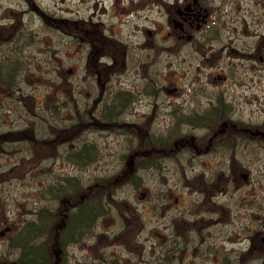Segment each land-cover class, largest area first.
I'll return each mask as SVG.
<instances>
[{
  "label": "rangeland",
  "instance_id": "obj_1",
  "mask_svg": "<svg viewBox=\"0 0 264 264\" xmlns=\"http://www.w3.org/2000/svg\"><path fill=\"white\" fill-rule=\"evenodd\" d=\"M193 1L0 0V23L5 24L0 35V57L11 61L17 71V93L11 99L2 98L0 110V233L10 230L0 237L1 264L17 261L25 245L19 241V232L36 221L40 212L50 222L29 244L30 248L48 251L52 262L58 257L53 249H60L62 264H156L155 243L133 242L131 232L123 230L118 219L113 225L109 221L111 203H118L115 208L120 209L121 203L140 202L133 189L141 179L151 186L161 182L153 179L152 171L141 170V158L136 157L132 170L128 169L129 156L149 151L151 146L165 149L169 141L170 151L182 138L195 137L199 143L204 142L224 121L264 124V64L249 60V54H255L254 48L264 53V0H203L212 12L210 27L220 31V38H207V32L197 35L194 44L173 40L169 33L174 35L172 28L179 20L176 11ZM59 19L64 22L55 23ZM10 22L17 26L15 44L14 30L6 28ZM79 30L88 31V37L81 36ZM86 38L96 51L105 47L117 60L111 74L102 72L113 86L112 96L133 94L129 108L111 121L97 111L100 105L93 113L82 115L52 110L59 103L63 106L62 93L84 107L86 96L97 86L86 71L90 62L79 55L85 44L81 40ZM219 45H229L231 51L211 50ZM205 56L207 64L202 62ZM91 61L95 64L99 60L94 57ZM230 70L231 76L227 75ZM204 76H213L210 81L214 84L201 87L198 79ZM225 77L229 80L222 83ZM214 87L219 89L215 96L222 101L223 120L215 116L212 105L210 109L204 104L214 101L218 106L220 101L202 98L212 95L217 89ZM189 88L196 92V98H176ZM99 95L97 86L89 100L90 108ZM182 101L189 102L188 111L208 115L212 130L187 123L171 125L176 109L167 105ZM155 104H160L158 109L164 107L159 110L160 117L141 125L155 110ZM65 129L72 131L69 136H63ZM239 148L238 157L243 163L253 153ZM83 150L92 154L90 159L79 156L85 154ZM176 154L179 156L175 161L163 163L169 167L174 164L165 176L182 175L180 166L188 175L194 166L196 172H201L198 159L188 168L192 150ZM152 161L148 158L145 165ZM208 164L215 167L217 159H208ZM123 174L133 177L128 179L130 183H124ZM74 185L76 193L71 189ZM65 197L72 198L68 205L84 198V202L90 200L98 205L99 216L81 238V232L69 235L72 231L68 230L62 237L64 247L57 248L54 227L61 220V200ZM200 261L195 259L194 264Z\"/></svg>",
  "mask_w": 264,
  "mask_h": 264
},
{
  "label": "flooded vegetation",
  "instance_id": "obj_2",
  "mask_svg": "<svg viewBox=\"0 0 264 264\" xmlns=\"http://www.w3.org/2000/svg\"><path fill=\"white\" fill-rule=\"evenodd\" d=\"M176 15L179 20L174 22L172 28L175 30L174 35L169 33L173 40L194 44L197 35L207 32L209 33L207 38L209 36L220 38V31L210 27L212 12L203 0L185 3L176 11ZM206 15L208 16L206 17ZM58 22L62 24L64 21L59 19L55 23ZM2 25L5 24L0 23V35L1 31H4L2 28L5 27ZM88 25L91 27V23ZM92 26L97 27L98 25ZM6 28L14 30L15 34L12 39L14 38L13 43L15 44L17 26L10 22ZM79 32L84 37L89 35L88 31L85 32V30H79ZM81 41L85 44L79 55L81 53V56L90 62L86 71L91 76L90 80L96 81L100 88L99 99L90 108L89 100L97 86L86 96L88 103L84 107L80 106L81 104L78 102L72 103L75 98L62 93L60 96L62 105L73 104L74 107H63L59 103L52 110L57 114L67 112L68 114L82 115L93 113L100 105V110L97 111L104 114V119L111 121L129 108L127 105L133 98V94L122 92L112 96L113 86L110 81H107L106 75L102 76V72L107 75L111 74L117 66V60L113 57L114 55L106 52L105 47L96 51L93 46L86 43L89 42L88 38ZM234 43L230 44L231 48ZM228 46L219 45L218 48H211V50L216 49L220 53H222L221 51L225 53L231 49H228ZM253 53L255 54H249V60L264 64L263 51L260 48H254ZM94 57L99 60L95 64L91 61ZM208 61V57L205 56V60L202 62L207 64ZM232 72L233 70H230L227 75L231 76ZM68 73L72 74L73 71L70 70ZM16 76V67L12 62L2 61L0 57V110L1 99H11L16 94ZM211 77L213 76H204L203 80L198 79L202 82L201 87L214 84L210 81ZM225 78L222 83L229 80L227 77ZM224 87L226 88V86ZM218 88L212 92V95L202 98L209 99L210 97V100L220 101L218 106L214 101H211L210 104L204 101V104L209 108L212 105L215 109L213 111L215 116H221L218 118L223 120L225 115L220 113L223 104L215 96L216 92L218 93ZM188 91L182 92L176 98H189L190 100V98L197 97L196 92L192 91L191 88ZM170 95L173 98V94ZM188 104V101H182L167 105L176 109L175 111L171 110L173 114L171 125L177 122L179 127L180 123H187L186 125H198L212 130L211 118L208 115L199 116L197 111H188ZM159 105H154L155 110L141 125L158 120L160 117L159 110L164 108L158 109ZM68 110L72 112H68ZM81 121L82 119H79V122ZM71 132V130L65 129L62 134L64 136L71 134ZM167 143L165 149H157L151 146L149 151L136 152L129 156L128 169L133 167V161L136 157L141 158L142 161L144 160L140 166L141 170L152 171L153 179H158L161 182L151 186L141 179L139 186L133 189V193L138 194L140 202L121 203L120 209L115 208L118 207V203H111L109 210L111 225L118 219L123 230L128 229V233L131 232L133 242L155 243L156 264H194V260L199 258H201L200 264H264V124L249 126L224 121L218 125L217 131L204 142L199 143L195 137L182 138L174 142V148L170 151L172 142ZM239 147L247 148L250 153H253L247 155L249 159L243 163L238 157ZM154 148L156 149L154 150ZM186 150H192L194 153L188 159V168H192L191 166H194L193 163L198 159L201 172H196L194 166V169L190 170L191 174L188 175L186 171L183 172V166L179 167L178 165L182 175L165 176L170 169L174 168V164L169 167L163 163L166 160L175 161L179 156L176 152L182 153ZM157 151L161 153L157 154ZM214 152L218 154L213 155ZM79 156L82 157V154ZM89 157H91V153ZM148 158L153 161L149 166H146L145 162ZM208 159H217V165L210 168ZM203 168L207 171L205 172ZM121 178L124 183H130L129 178L133 179L131 175L126 174H123ZM118 181L119 178H116V182ZM62 205V217L54 229L55 232L58 229V232L63 233L59 235L61 239L69 227L67 224L69 209L71 212L76 211L74 205H69L68 208L66 203ZM73 234L72 231L69 235ZM58 264H62V258L58 257Z\"/></svg>",
  "mask_w": 264,
  "mask_h": 264
},
{
  "label": "trees",
  "instance_id": "obj_3",
  "mask_svg": "<svg viewBox=\"0 0 264 264\" xmlns=\"http://www.w3.org/2000/svg\"><path fill=\"white\" fill-rule=\"evenodd\" d=\"M98 208V205L95 203L87 202L84 205L78 207L76 211L71 212L68 230H72L75 234H77V231L81 232V238L82 232L86 231V229H90L91 225L94 223V220L97 218ZM47 224H49L48 216L44 212H40L37 216V220L34 223L27 225L23 230L20 231V236L23 237L20 238L21 243H24L25 245H22V255L17 260V264L49 263L50 259L44 248H40L41 250L39 248H30L29 244V242L35 240L36 237H40L42 235L40 230ZM59 245H63L64 247V244L60 242Z\"/></svg>",
  "mask_w": 264,
  "mask_h": 264
}]
</instances>
